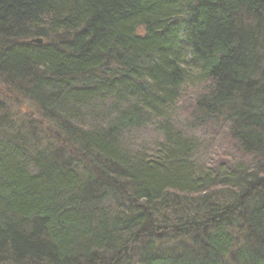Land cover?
Listing matches in <instances>:
<instances>
[{"label":"trees","instance_id":"obj_1","mask_svg":"<svg viewBox=\"0 0 264 264\" xmlns=\"http://www.w3.org/2000/svg\"><path fill=\"white\" fill-rule=\"evenodd\" d=\"M1 83L0 264H264V0H0Z\"/></svg>","mask_w":264,"mask_h":264},{"label":"rangeland","instance_id":"obj_2","mask_svg":"<svg viewBox=\"0 0 264 264\" xmlns=\"http://www.w3.org/2000/svg\"><path fill=\"white\" fill-rule=\"evenodd\" d=\"M7 87L3 86L2 83L0 84V101H3L4 98H6V103L8 105L7 109L12 113L13 116H15L16 121H21L22 119L26 118L29 120V122H36L38 118L35 116L34 112L31 110V106L22 99L21 96H14L16 101H12L8 94H6ZM8 100L10 102L8 103ZM150 130H146L147 133ZM151 134V133H148ZM148 141H150L148 139ZM149 143H147L148 145Z\"/></svg>","mask_w":264,"mask_h":264},{"label":"water","instance_id":"obj_3","mask_svg":"<svg viewBox=\"0 0 264 264\" xmlns=\"http://www.w3.org/2000/svg\"><path fill=\"white\" fill-rule=\"evenodd\" d=\"M31 42H32V43H35V44H41L42 41L39 40V39H36V40H32Z\"/></svg>","mask_w":264,"mask_h":264}]
</instances>
